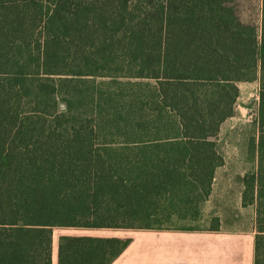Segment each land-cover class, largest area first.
Wrapping results in <instances>:
<instances>
[{
	"label": "trees",
	"instance_id": "obj_1",
	"mask_svg": "<svg viewBox=\"0 0 264 264\" xmlns=\"http://www.w3.org/2000/svg\"><path fill=\"white\" fill-rule=\"evenodd\" d=\"M237 1L0 0V264H112L132 236L55 230L199 220L255 81L243 204L264 264V0L259 25Z\"/></svg>",
	"mask_w": 264,
	"mask_h": 264
},
{
	"label": "crops",
	"instance_id": "obj_2",
	"mask_svg": "<svg viewBox=\"0 0 264 264\" xmlns=\"http://www.w3.org/2000/svg\"><path fill=\"white\" fill-rule=\"evenodd\" d=\"M219 152L225 163L215 172L199 219L207 226L136 230L130 235L131 244L112 264H255L256 207L243 204L248 169L235 156ZM214 217L220 219L218 229L211 224Z\"/></svg>",
	"mask_w": 264,
	"mask_h": 264
},
{
	"label": "rangeland",
	"instance_id": "obj_3",
	"mask_svg": "<svg viewBox=\"0 0 264 264\" xmlns=\"http://www.w3.org/2000/svg\"><path fill=\"white\" fill-rule=\"evenodd\" d=\"M240 18L246 23L259 25L261 21V0H238L235 4ZM240 96L237 100L236 115L227 120L218 137V147L221 152L235 156L236 160L244 162L248 172L256 170L257 158L250 152L251 141L259 134L257 126L259 82H242L239 84ZM64 109V103L61 104ZM238 167V166H237ZM234 167V171H236ZM207 223L202 220H184L177 223L182 228H203ZM136 230H87L77 228L56 229L55 244L61 234H98V235H131Z\"/></svg>",
	"mask_w": 264,
	"mask_h": 264
}]
</instances>
